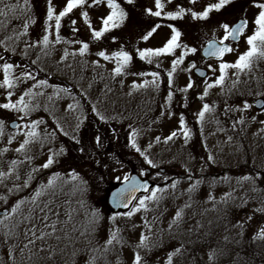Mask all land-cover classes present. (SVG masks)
Listing matches in <instances>:
<instances>
[{
  "label": "rangeland",
  "instance_id": "obj_1",
  "mask_svg": "<svg viewBox=\"0 0 264 264\" xmlns=\"http://www.w3.org/2000/svg\"><path fill=\"white\" fill-rule=\"evenodd\" d=\"M117 2L128 13V19L120 28L105 33L100 40H93L91 31L81 17V12H88L93 28L98 30L101 26V17L106 16L109 11L106 7V0L105 5L91 8L85 5L83 8H75L62 19L59 34L62 40L70 41V43H54L56 32L55 21L53 20L50 22L52 28L49 39L53 42L49 45L50 54L44 56L40 47H37L36 49H29L28 56L23 58L24 42L35 43L38 38H42L44 35L48 0H28L27 6H25L24 0H4V3L15 5L16 9L14 12L9 11L6 17L0 16V40H3L5 36L13 35V29L16 32L23 31V24L26 21L29 23V29L28 35L23 36L20 41L8 42L10 48H15V54L12 51L5 52L4 48L0 47V55L5 56L8 62L22 66L14 68L13 78L20 76L25 70L23 65H28V70L32 72L36 80H47L49 87L32 89L33 92L43 91L45 95L32 101L38 103L39 107L24 120L18 119V116L21 115L19 113L0 109V119L4 120L6 125L4 136L0 137V149L4 147L10 149L9 152L0 156V169L7 171L10 160L23 159V156H19L14 151L22 142L23 137L17 135L11 145L7 143L8 135L15 134L17 131L9 130L7 124L10 120H17L18 124H22L31 120L43 119L45 124L37 129L43 133L45 126H47L48 131L55 128L53 124V118H55L69 132V135H72L76 124L75 117L82 113L81 119H84V123L76 134L81 139L85 151L81 154L79 151L81 145L75 144L68 137L62 135H57L55 142L46 145L43 150L40 149L39 145L32 146V153L36 155L32 166H39L47 159L48 147L58 150L63 145L66 149V155L59 157V163L53 165L52 169L45 170L43 174H37L27 189L9 193L8 189L13 187V180L10 179L4 184H0V196L7 198V204L0 200V212L6 208L10 209L17 199L30 197L35 187L46 182L51 172L59 171L64 174L70 169H75L88 182L83 199L87 205L98 210L104 217L99 237L106 239L107 230L112 227L108 218L117 216L115 226L122 230L121 235L128 242V247L123 249L117 247L115 252L109 255V260L112 261V264H116L117 259H119V264H131L133 256L131 246L139 241L140 233L146 231L143 227L142 217L146 216L149 221H152L153 216L159 217L154 224L157 235L153 236L152 241L159 243V229L167 227V223L176 208L182 206L187 200L186 189L189 184L195 180H201L202 183L194 194L197 203L193 210L188 211L186 219L192 216V211L199 212L212 207L211 204L205 203L210 192L219 201L225 193L235 190L233 192L235 199L230 200L227 205L218 204L215 212L210 211L203 216L197 215L195 219H188L177 239H170L165 232L162 245L153 248L152 252L147 254V264H164L167 253L179 246L180 241L184 242L186 251L183 256L174 258V264H209L208 253L212 249L223 250V255L219 256L218 264H264V243L252 242L251 240L259 226L264 224V214L253 211L256 208L264 207V131H261L264 129V125L260 123V121H264V108L258 111L252 106L243 113L233 111L227 117L224 115L226 104L235 109L242 108L244 101L253 105L256 98L264 99V95H258V93H264V59L254 62L251 72L240 75L241 82L231 94L227 92V88L231 87V79H229L223 93L219 87L210 89L209 95L201 101L197 97L203 93L204 81L196 79L192 72L189 73L183 69L195 62L197 66L207 70V79L211 82L214 76L208 71L207 66L212 64L218 68L219 62H203L198 50L195 55L186 57L184 64L174 73L172 88L174 96L171 104L168 105L166 104V97L169 92L167 71L171 69V60L175 57L161 56L153 58L152 63H148L140 60L136 54L137 49L161 47L171 34L170 29L166 26L169 23L182 32V43L195 46L198 49L206 39L213 38V34H215L216 39L222 37L223 30L219 28L220 24L229 23L231 25L240 18L249 21L247 35H251L254 28L252 21L259 10L253 7V0H233L220 12L210 13L209 19L205 21H194L190 15L182 20L168 21L145 14V8L151 7L155 10L154 0H135L134 5H128L123 0H117ZM161 2L165 4V12L176 10V5L186 9L191 8L194 11H202L207 4L214 3L216 0H197L195 5L190 4L189 0H173L171 4H168L167 0H161ZM66 3L67 0H52L56 13L62 10ZM88 3H91V0H88ZM0 7L3 5L0 4ZM72 20L77 21L75 27L79 29L75 33L72 31ZM156 24L162 26L148 41H143L141 37ZM113 37L116 38L115 43H113ZM71 41L87 42L90 47L85 56L69 55L64 63H58L65 49L69 53L78 51L80 45L71 43ZM121 47L129 52L133 59L126 67L124 75L113 77L112 69L115 67V61H104L96 53L103 50L111 55V53L120 50ZM247 47L245 38L241 37L239 43L234 46L238 51L230 53L224 60L229 63L235 62L238 55L246 51ZM179 51V49L176 51L177 56ZM37 55H40L39 62L36 65H31L30 61L36 59ZM93 61H98L100 67H94ZM3 62L0 61V65ZM41 68L44 70L39 71ZM150 72L160 74L158 88L152 86L151 83L145 88L136 90L131 88L134 82L137 84H142L145 81L151 82L153 78L150 75H139V73ZM232 72L233 70L230 69V77ZM216 74H219L218 71ZM189 78L194 82V87L188 93L178 91V89L186 86ZM2 79L3 72L0 69V82ZM33 83L35 82L31 80L20 83L13 90L12 100L15 101L27 88L32 87ZM90 83L91 88H89ZM52 85L71 89L75 100L69 95L61 93V99L54 103L49 102L47 97L53 94ZM82 91L87 94V99L80 96L79 93ZM129 92H132L131 96L128 95ZM6 95V90L0 88V103L6 102ZM97 101H101L97 106L101 113L109 119L108 123H102L104 125L103 132L91 125V120L85 114V111ZM205 102L215 108V118L220 123L219 125L215 123L212 114H208L203 125V134H201V125L196 123L195 114ZM70 103H78L79 108L73 113H66L65 109ZM45 106L49 109L48 111L44 110ZM169 110L172 112L171 118L167 115ZM162 111L165 112L163 116L161 115ZM181 114L184 115L186 126L191 131V138L187 144H185L182 135L167 145L155 144L156 136L163 139L172 131L178 130ZM241 116H243L245 123L243 125L236 124L235 130H233L234 121L240 119ZM252 117H256V119L252 120ZM130 124L139 130L137 142L142 148H146L149 142H153V147L147 154L157 167L153 168L145 163L143 157L134 149L126 146ZM219 128L224 129V131H218ZM113 129L117 133L115 136ZM96 135H99L103 141L100 147H97L94 142ZM228 136L232 137L230 144L226 143ZM209 154L214 156L215 163L207 160ZM143 168L152 171L149 177L156 186L165 187L172 180H178L179 184L174 196L166 194L158 208L155 205H150L155 209L154 211L137 213L131 220L120 214H112L106 206V196L109 190L117 182L122 181L130 169L140 174ZM185 168L191 170L192 181L188 179V172L185 171ZM160 169L163 171L160 172ZM19 171L22 179L16 183L22 184L23 178H26L25 174L30 171V166L25 164ZM258 173L261 174V179L255 181V187L258 189L256 192L252 191L253 184L251 181L242 184L237 183V180L243 176L255 178ZM225 176L229 178L228 181L221 180ZM117 177L120 179L118 180ZM213 181H215L214 184ZM241 197L247 199L248 203L242 205ZM60 199L63 200L64 198L61 197ZM73 206H76L75 199ZM26 209L27 205L24 206L25 212ZM161 213H163L162 216ZM248 216H252L253 219L245 225L241 243H225V236H228L230 241L239 239L237 236L239 229L233 225L246 221ZM61 218L63 219V217ZM81 218L82 214L81 217H77L78 220ZM197 219L202 221L204 227L198 233L189 235L186 229L190 225H194ZM133 225H137V227H133ZM23 230V226H21L18 238L12 237L5 242L3 230L0 229V264H72V248L69 247L61 252L60 249L64 248L63 243L57 247V254L53 260H48L46 258L48 253L44 252L38 253L29 262L27 259L28 251L25 250L22 255L19 250L26 242ZM48 243L56 246L55 240H50ZM39 247L40 242H37L36 248ZM77 247L82 248L83 245L77 244ZM9 248L13 250L11 257L9 256ZM141 254L144 255V252L142 251ZM85 259L83 254L77 256L76 264H83Z\"/></svg>",
  "mask_w": 264,
  "mask_h": 264
},
{
  "label": "snow or ice",
  "instance_id": "obj_2",
  "mask_svg": "<svg viewBox=\"0 0 264 264\" xmlns=\"http://www.w3.org/2000/svg\"><path fill=\"white\" fill-rule=\"evenodd\" d=\"M124 3L128 5H134L135 0H123ZM173 0H167L168 4H171ZM233 0H216L214 3L207 4L202 11H194L191 8H184L180 5H176V10L165 12V4L161 0H154V9L151 7L145 8L144 12L146 15L151 17H157L166 19L168 21L182 20L186 16L191 17L194 21H205L209 19L210 13L220 12L227 5H230ZM190 4L195 5L197 0H189ZM0 4L3 7H0V16L6 17L9 11L14 12L16 9L15 5H9L4 3V0H0ZM25 6L28 5V0H24ZM85 5L87 7H95L105 5V0H91V3H88V0H67V3L56 13L55 8L52 5V0H48V6L46 11L45 19V28L44 35L42 38H38L35 43H30L25 41V48L22 51V57L26 58L28 56L29 49H36L40 47L44 56L50 54L49 45L53 42L50 41V30L52 28L51 21H55V44L59 43H70V41L62 40L60 36L61 21L64 17L68 16L75 8H83ZM106 7L109 10L106 16H102L100 19L101 26L97 30L93 28L92 23L89 19V14L87 11L81 12V17L84 23L87 25L91 31V36L93 40H100L105 33L112 31L113 29L120 28L125 21L128 19V13L124 10L120 3L117 0H106ZM253 7L257 8L258 14L255 16L252 24L254 28L252 29L251 35H247L249 28V21L247 19H239L234 24L222 23L219 25V28L223 30V35L218 40L213 34V38L206 43V46L203 47V53L206 57L216 58L218 63V68L214 67L212 64L207 66L209 72L214 76V79L209 82L208 79L204 80V90L202 95H199L197 98L203 101L208 95L209 90L219 87L223 93L226 88V82L231 79V87L227 88L228 94H231L234 90L237 89L240 84V75L247 74L251 72L254 62L264 59V0H253ZM35 23V21H32ZM77 21L72 20V31L75 33L79 29L75 27ZM162 25L156 24L152 27L145 35L141 37L143 41H148L150 37L159 29ZM170 29V36L167 38L166 42L163 43L161 47L158 48H144L137 49L136 54L138 58L142 61L152 63L153 58H159L161 56H174L171 60V69L167 71L168 77V86L169 92L166 97V104L170 105L174 92L172 91L174 84V73L184 64L186 57L189 55H195L198 52V48L195 46H189L182 43L181 37L182 32L175 27L173 24L169 23L166 25ZM7 27V25H5ZM29 23L26 21L23 24V31L16 32L13 29V35L5 36L3 40H0V47L4 48L5 52L12 51L15 54V48H10V41H20L23 36L28 35ZM241 37L245 38V43L247 44V50L240 53L236 58L235 62L229 63L226 62L223 58L225 54L238 51V49L233 48L230 43H239ZM116 42V38L113 37V43ZM71 43L79 44L80 47L77 52L69 53L65 49L63 55L60 57L58 63H64L67 60L69 55L76 56L77 54L81 57L85 56L90 45L87 42L83 41H71ZM179 51V55H176V51ZM98 57L104 61H115V67L112 69L113 77L121 76L125 74L126 67L130 64L133 57L132 55L123 50L121 47L120 50L107 54L105 51H99L96 53ZM40 60V55H37L36 59L30 61L31 65H36ZM0 61H4L0 65V69L3 72V79L0 82V88L6 90L7 95L5 96V103H0V109L8 110L10 112H16L21 114L18 116V119L24 120L31 112L35 111L38 107V103H33L32 101L37 98L45 95V92H33V88L46 89L49 87L48 81L41 79L36 80V77L28 70V65H23L25 69L22 71L20 76L13 78L14 68L22 67L19 64H13L7 61L6 57L0 55ZM94 67H100L98 61H93ZM159 67V64H157ZM233 70L231 77L229 76V70ZM41 68L39 71H43ZM191 73L193 70L197 71V74L200 77H206V72L197 68L195 62L188 65L187 68L183 69ZM218 71V75L216 74ZM139 75H150L153 79L151 82L145 81L142 84L133 83L131 88L133 90L139 88H145L151 83L154 87H159V73L150 72V73H139ZM34 81L32 87L27 88L15 101L12 100L13 90L20 84L25 81ZM53 94L47 97L49 102H55L56 100L61 99V93L69 95L73 100L75 96H72V90L66 87H59L52 85ZM91 83L89 88H91ZM194 87V82L189 78L188 83L185 87L178 89L182 93H188ZM110 91V89H108ZM81 97L87 99V94L85 92L79 93ZM129 96L132 95V92L128 93ZM258 95H264V93H258ZM26 98H28L26 100ZM186 99V97H185ZM101 101L92 104L91 111L97 117V119L102 123H108L109 119L103 113H101L99 107L97 106ZM187 106L186 104L184 105ZM253 105L249 104L247 101H244L243 107L231 108L230 106H225L224 115L227 117L229 113L235 112H246ZM257 106L264 108V103L257 102ZM79 108L78 103H70L67 105L65 112L73 113ZM45 111L49 109L45 106ZM208 114H212L215 123L219 125L220 121L215 118V108L210 106L208 103H203L202 107L195 114L196 123L201 125V134H203V125L206 121ZM82 115V113H81ZM81 115L75 117L76 124L73 130V134L69 135V132L65 130L63 125L59 120L53 118V124L55 128L52 131H48L47 126L43 129V133L39 132L37 129L45 124L43 119L31 120L30 122H25L18 124L12 122L11 127L15 128L17 131L15 134H9L7 143L11 145L17 135L22 136V142L18 144V147L14 149L15 153L19 156H23V159H12L8 162V169L4 171L0 169V184H4L7 180H13V187L8 189V192L13 191H22L30 187L33 179L36 178L37 174H43L45 170L52 169L53 165L59 163V157L66 155V149L63 145L58 150H54L52 147H48L47 159L40 164L39 166H32L36 155L32 153V146L39 145L40 149L43 150L46 145H51L55 142L57 135H62L68 137L75 144L81 145L79 151L81 154L84 153L85 149L82 145V141L79 136L76 134L80 130L81 126L84 123V119H81ZM161 115H165V112L162 111ZM169 118L172 116V112L169 110L167 112ZM256 117H252V120H255ZM245 120L243 116L240 119L234 121L233 130H235V125H243ZM264 125V121H260ZM5 121L0 119V137H3L5 134ZM130 131L127 135V147L134 149L141 157L145 163L155 168L157 165L149 158L147 154L150 149L153 147V142H149L146 148H142L137 142L139 136V130L132 125H129ZM218 131H224V129L219 128ZM264 131V129H261ZM113 135H117L115 129H113ZM179 135H182L187 144L188 140L191 138V131L186 126V120L183 114L179 117L178 130L172 131L169 135L163 139L160 136H156L154 139L155 144H169L178 138ZM232 137L228 136L226 143H231ZM94 142L97 147L101 145V137L96 135ZM8 147L0 149V156H3L5 153L9 152ZM207 160L211 163H215L214 156L209 154ZM99 163V161H97ZM119 163V161H117ZM29 165L30 171L25 174L26 178H23V183H16L22 179L19 169L23 165ZM185 171L188 172V179L192 181L191 170L185 168ZM203 171V169H201ZM147 173L143 170L140 172V176H145ZM119 180L120 177H117ZM166 179V178H165ZM228 177H222L221 180L228 181ZM261 179V174L258 173L255 178L252 176H243L237 180L238 184L251 181L253 184L252 191L256 192L258 189L255 187V181ZM123 181L125 182V187L119 189L117 192L112 194L113 204L117 208H126L129 209L127 212L122 213L123 217L131 220V218L137 213L144 212L148 213L154 211L150 205L159 206L160 202L165 199L166 194H172L174 196L175 190L179 184L178 180H172L169 185L165 187L151 186L147 181L141 182L136 177H131L124 175ZM87 181L83 179L79 172L75 169H70L66 173L62 174L59 171L51 172V175H48L46 182L40 183L35 187L30 197L19 198L14 204L11 205L10 209L6 208L2 213H0V229L3 230L4 240L7 242L9 238L19 236V229L23 226V236L26 240L23 243V246L19 249L23 255L25 250L28 251V261L31 262L33 257L38 253L47 252V259L53 260L57 254V247L63 243L64 248L60 249L61 252L65 251L67 248L71 247V258L72 264H76V257L83 254L86 259L83 261V264H112V261L109 260V255L115 252L117 247L123 249L128 247V242L121 235L122 230L115 226V221L117 216L109 217V223L112 224V227H109L107 230L106 239L99 237V232L102 228L104 217L101 213L87 205L86 201L83 199V194L87 190ZM201 180H195L193 183H190L186 189L187 200L183 203L182 206H178L172 215L171 219L167 223L166 228L159 229V243H153V236L157 235L154 230V224L159 219L157 216H153L152 221H149L146 216L142 217L143 227L146 231H142L139 236V241L131 246L133 248V256L131 264H147L146 256L148 253H151L153 248L162 245L163 243V234L166 232L170 239H177L178 234L184 228V225L188 222V219H195L197 215H205L207 212L217 211L218 204L227 205L230 200H234L233 191L227 192L220 198L219 201L216 200L215 196L212 193H209L207 201L212 205L211 208H205L203 211H192V216L186 219L187 213L189 210L194 209V205L197 203L195 200V192L198 190ZM215 181H213V184ZM6 187V185H5ZM143 190L145 193L140 197H136V193ZM171 190V193H170ZM184 195V193H181ZM64 199L61 200L60 198ZM79 197V198H76ZM75 199V207L73 202ZM0 200H3L7 204V198L0 196ZM247 199L241 197V204H247ZM27 205L26 212L24 206ZM131 206V207H130ZM254 213L264 214V207L256 208L253 210ZM77 219V217H81ZM161 216L163 213L160 214ZM63 217V219L61 218ZM253 217L248 216L246 221L238 222L233 227L239 229L237 236L239 239L235 241H230L228 236L224 237L225 243L234 242L236 244L241 243L244 236L245 225L252 221ZM211 224V221H209ZM137 227V225H133ZM204 227L201 220H195L194 225H190L186 231L189 235L192 233H198L200 229ZM50 240L56 241V246L48 243ZM252 242H262L264 243V224H261L255 234L251 237ZM37 242H40V247L37 249ZM77 244H82L83 247H77ZM12 248H9V256H12ZM142 251L144 255H142ZM186 251V247L183 241L179 242V246L175 247L174 250L169 251L166 255L164 264H174V258L183 256ZM223 255V250L212 249L208 253L209 264H218L219 256ZM239 257V254H237ZM116 264H119V259H117Z\"/></svg>",
  "mask_w": 264,
  "mask_h": 264
},
{
  "label": "water",
  "instance_id": "obj_3",
  "mask_svg": "<svg viewBox=\"0 0 264 264\" xmlns=\"http://www.w3.org/2000/svg\"><path fill=\"white\" fill-rule=\"evenodd\" d=\"M237 22V21H236ZM211 39H209L208 41H210ZM207 41V42H208ZM206 42V43H207ZM229 42H231V41H228V42H226V43H229ZM206 43L203 45V46H206ZM200 56L204 59V60H217L216 58H214V57H206L205 55H204V53H203V47L200 49ZM198 69H200V70H204V69H202V68H199L198 67ZM205 71V70H204ZM194 72V74L197 76V77H199V78H202V77H200L198 74H197V71L196 70H194L193 71ZM206 72V71H205ZM261 102V103H264V101L262 100V99H257V100H255L254 101V108H256V109H261L262 107H259V106H257V102ZM12 122H16V121H11L9 124H8V126H9V128L10 129H15V128H13V127H11V124H12ZM17 123V122H16ZM147 174L149 173V170H147V169H145L144 170ZM160 172H162L163 170L162 169H160L159 170ZM128 176H131V177H136L138 180H140L141 182H144V181H147L151 186H153V183L152 182H150L147 178H145V177H141V176H139L137 173H135V172H130L129 174H128ZM123 187H125V182L123 181L122 183H120V184H118L117 186H115V187H113V189L109 192V194H108V196H107V199H106V203H107V205L109 206V208L112 210V212H114V213H117V212H127L129 209H126V208H117V207H115L114 206V204H113V196H112V194L114 193V192H117L119 189H121V188H123ZM145 193L143 192V190H141V191H139V192H137L135 195H136V197H138V196H142V195H144ZM131 207V206H130Z\"/></svg>",
  "mask_w": 264,
  "mask_h": 264
},
{
  "label": "trees",
  "instance_id": "obj_4",
  "mask_svg": "<svg viewBox=\"0 0 264 264\" xmlns=\"http://www.w3.org/2000/svg\"><path fill=\"white\" fill-rule=\"evenodd\" d=\"M85 114L87 116V118H89L91 120V125L95 126L96 128H98L99 131L103 132V124L102 122H100L98 119H96L97 117L92 113L91 108L87 109L85 111ZM96 117V118H95ZM102 124V125H100ZM110 126V125H109ZM103 141H101L102 143ZM109 156V155H108ZM117 156V155H116ZM118 158V156L116 157ZM131 170V169H130Z\"/></svg>",
  "mask_w": 264,
  "mask_h": 264
}]
</instances>
